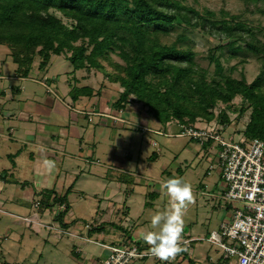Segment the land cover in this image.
I'll list each match as a JSON object with an SVG mask.
<instances>
[{
	"label": "rangeland",
	"instance_id": "rangeland-1",
	"mask_svg": "<svg viewBox=\"0 0 264 264\" xmlns=\"http://www.w3.org/2000/svg\"><path fill=\"white\" fill-rule=\"evenodd\" d=\"M186 2L200 10L209 8L217 13L222 10L243 13L253 26L263 28L258 34L264 40V15L248 11L242 0ZM187 32L195 40L193 48L197 52V61L213 75L215 65L210 63L207 55L218 40L198 30ZM114 58L122 61L117 55ZM222 59L226 68L236 66L233 75L239 78L244 75L248 82L261 71V60L247 50L238 56ZM38 61L39 58L31 76L22 78L16 74L17 64L10 57L9 47L0 45V264H102L101 260L107 257L109 250L101 243L111 244L118 240L124 235V229L130 231L134 239L141 240L139 234L151 229V216L168 207V197L161 185L173 177L189 182L195 192V203L185 217L184 240H192L190 247L186 248V259L192 258L196 264L220 261L238 264L235 256L226 254L219 245L208 241L212 230H219L227 218L228 200L224 197L226 184L221 179L219 145L207 143L206 146L177 134L179 126L176 123L168 124L166 129L162 127L161 132L148 131V128H159L161 124L148 117L136 104L128 105L123 113L116 110L109 113L107 107L118 97L121 86L104 80L99 70L74 72L70 61L62 55L53 56L48 73L49 77L58 78V83H53L58 85L56 89L41 79L44 72L38 69ZM102 83L105 85L101 94L84 96L74 106L79 112L90 113L92 120L71 108L55 105L53 113L48 116L47 106L54 103L52 97L57 98L58 92L67 103L73 104L70 90L74 85L91 86L98 91ZM18 88L22 89L21 93ZM36 94L41 97L43 107L40 115L29 120L27 110L39 103L25 102V99H33ZM22 103L26 111L20 109ZM240 103L241 98L237 97L235 107ZM99 109H107L109 117L105 115L106 110ZM68 113H71L70 120ZM116 113L120 116L114 115ZM229 118L232 124L223 128L222 136L229 139L233 135L238 140L243 136L249 115L247 113L240 119L238 111H231ZM125 120L143 123L145 133L131 129L127 123L114 125ZM58 131L62 139L56 135ZM74 132L76 135L71 136L75 139L69 138L66 143L64 138ZM154 152L158 155L153 159ZM30 154L33 162L36 161L29 170V184L23 188L15 182L16 179L24 181L16 176L15 160ZM40 165L42 168L49 165L51 170L47 167L41 171ZM67 170L72 171L70 180L67 179ZM4 174L6 179H3ZM75 178L78 180L74 192L69 195L72 209L66 214V220L77 218L75 230L80 228L84 237L91 236L89 229L92 226L107 223L104 232L92 234L89 239L74 237L77 234L74 231L71 235L64 232L55 221L54 213L63 210L64 205L56 204L50 209L37 204L43 195L35 190L39 193L45 188H56L63 194ZM41 182L45 183L43 187ZM153 191L157 192L155 197L150 195ZM147 260V264H166L153 256ZM187 262L183 255H178L171 264ZM129 264L144 263L134 259Z\"/></svg>",
	"mask_w": 264,
	"mask_h": 264
},
{
	"label": "trees",
	"instance_id": "trees-1",
	"mask_svg": "<svg viewBox=\"0 0 264 264\" xmlns=\"http://www.w3.org/2000/svg\"><path fill=\"white\" fill-rule=\"evenodd\" d=\"M242 1L248 11L264 15V0ZM262 29L253 26L243 13L200 10L186 0H0V45L9 47L18 76L29 77L39 58L37 67L44 72L42 79L47 80L55 55L69 60L74 72L99 70L104 80L122 88L118 97L109 101V113H123L128 105H139L148 117L161 124L159 128L146 127L153 132L163 131L162 127L166 129L170 123L180 129L198 122L228 125L232 124L229 113L238 111L240 119L249 115L244 135L264 140V40L258 34ZM188 30H198L218 40L207 55L215 65L213 75L197 61L195 40ZM245 50L262 62L261 71L251 82L244 75H233L236 66L226 68L222 61ZM48 82L58 83V78L50 77ZM104 85L98 91L91 86L74 85L70 94L76 102L84 96L101 94ZM54 88L58 85L54 84ZM237 97L241 98L239 107L234 104ZM108 111L105 115L109 117ZM83 114L92 120L90 113ZM118 123L130 124L131 129L145 133L144 124L139 121H118L114 125ZM207 143L211 145L212 140L204 144ZM157 155L154 152L151 158ZM15 182L23 188L29 184L28 180ZM73 186L63 194L56 188H45L39 193L35 190L43 195L39 201L42 206L52 209L56 204L64 205L63 210L54 213L55 221L64 229L77 220L65 218L72 209L69 195ZM156 194L150 193L153 197ZM106 225L98 223L89 232H104ZM123 234L112 243L136 244L150 250L130 231L124 229ZM178 255L187 258V250ZM188 260L196 264L192 258Z\"/></svg>",
	"mask_w": 264,
	"mask_h": 264
},
{
	"label": "built area",
	"instance_id": "built-area-1",
	"mask_svg": "<svg viewBox=\"0 0 264 264\" xmlns=\"http://www.w3.org/2000/svg\"><path fill=\"white\" fill-rule=\"evenodd\" d=\"M226 126L217 121L198 122L180 127L177 134L203 144L212 140L219 145L221 179L226 184L224 197L232 205V212L219 230H212L208 241L235 256L238 264H264V140L244 133L238 140L233 135L225 139L222 130ZM185 241L189 248L192 240ZM101 245L109 250L102 264H129L134 259L152 256L150 250L140 249L136 244Z\"/></svg>",
	"mask_w": 264,
	"mask_h": 264
},
{
	"label": "clouds",
	"instance_id": "clouds-1",
	"mask_svg": "<svg viewBox=\"0 0 264 264\" xmlns=\"http://www.w3.org/2000/svg\"><path fill=\"white\" fill-rule=\"evenodd\" d=\"M161 188L168 197V207L153 214L150 218L151 229L139 235L149 246L153 257L171 264L178 254L186 251L183 246L186 243L185 217L189 207L195 203V192L192 185L180 177L165 180Z\"/></svg>",
	"mask_w": 264,
	"mask_h": 264
},
{
	"label": "crops",
	"instance_id": "crops-1",
	"mask_svg": "<svg viewBox=\"0 0 264 264\" xmlns=\"http://www.w3.org/2000/svg\"><path fill=\"white\" fill-rule=\"evenodd\" d=\"M50 71V70H49ZM30 76H31V74H30ZM22 78H28V77H22ZM50 77L48 76V79H49ZM42 79V78H41ZM48 79L46 80V79H44V80H46V83H48ZM50 86H54V84H52V85H50ZM18 92H22V89L21 88H18ZM58 95V96H57ZM57 95H56V97L57 98H55V97H52V100H53V104L52 105H50V106H47V114H48V116H50L52 113H53V110H54V108H55V106H61V107H68L69 109L71 108V110H74L75 112H79V110H76V108L74 107V106H76V102H74L73 104L71 103V104H69V103H67V100H66V98L65 97H62L61 96V94L58 92L57 93ZM41 99V97L38 95V94H36L35 95V97L32 99L31 97H27V99H25V102H30V101H35V102H37V103H39V104H36V107H34V108H31V109H29V110H27V116H28V119L29 120H32L33 119V117L37 114V115H40L39 113L41 112V110H40V108L41 107H43V106H41L40 105V103L42 102L40 99ZM49 101V100H48ZM79 101V100H78ZM43 103V102H42ZM65 103H66V105H65ZM55 105V106H54ZM90 108H92V107H90ZM89 108V109H90ZM20 109L22 110V111H26V108H25V106L23 105V103H22V108H21V106H20ZM19 109V112H21V110ZM100 111H104V109H99ZM15 112V111H14ZM13 112V113H14ZM61 113H64V112H61ZM80 113H82V112H79V114ZM83 114V113H82ZM67 115H69V119L68 120H70V116H71V113H68ZM47 116V117H48ZM49 121H50V118L48 119ZM79 121V120H78ZM40 122V121H39ZM47 123H49V122H47ZM41 125H44V124H41ZM50 127H54V125H50ZM67 127V126H66ZM59 129H64V127L62 128V127H60ZM87 130V129H86ZM85 130V131H86ZM85 131H84V133H85ZM62 133V132H61ZM55 134H53V136H54ZM56 135H58V137H59V139L61 138L62 139V135L60 134V131H58V133H56ZM71 135H76L75 134V132H74V134H68V136L67 137H65L64 138V140H65V142L67 143V141H68V139L69 138H72V139H75V137L74 136H71ZM78 135H79V137H80V132L78 131ZM71 136V137H70ZM82 139H83V136L81 137ZM82 142V141H81ZM65 143V144H66ZM64 151H66L65 150V148H64ZM33 153V152H32ZM31 153V154H32ZM22 155V156H19L18 158H17V160H15V170H16V176H18V177H21V178H23L24 180H28V178H29V174H30V172H29V170H31L32 168H33V165H34V163H35V161H36V159H34V162H33V155ZM19 155H20V153H19ZM34 158H35V156H34ZM47 167H49V170H51V167L48 165V166H44V168H42V166L40 165V170L42 171V170H44V169H46ZM23 170V172H20V171H22ZM68 171V174H67V179L69 178V176H71L72 175V171L70 172V170H67ZM53 172H55V170L53 171ZM73 173H74V171H73ZM77 173V172H76ZM69 180H70V178H69ZM78 180V178H75L74 179V181L69 185V186H71L72 184H74V186H75V183H76V181ZM30 181V180H29ZM41 185H42V187L45 185V183H43V182H41L40 183ZM65 185V184H64ZM73 186V187H74ZM72 192H74V190L72 191ZM226 210H227V217L231 214V212H232V205L231 204H227V206H226ZM223 222V221H222ZM75 225V224H74ZM74 225L73 226H71V227H69L68 229H64L63 231L64 232H67V233H71V232H75V233H77L76 234V236H74V237H77V238H85L84 236H83V234H82V232H80V228L78 229H76L75 230V227H74ZM72 227H74V228H72ZM73 229V230H72ZM79 230V231H78ZM95 235L97 234V235H99V233H94ZM71 235V234H70ZM91 238H92V234H91V236H90ZM103 238H105V237H103ZM143 242V241H142ZM178 256V255H177ZM183 259H184V256H183ZM185 260L186 261H188L187 262V264H190V262H189V260L188 259H186L185 258ZM143 261V263L144 264H147V262H148V260L146 259V260H142ZM221 262V261H220ZM218 263V262H217ZM182 264H184V263H182ZM211 264H216V263H214V262H212ZM221 264H226L225 262H221ZM228 264V263H227Z\"/></svg>",
	"mask_w": 264,
	"mask_h": 264
}]
</instances>
